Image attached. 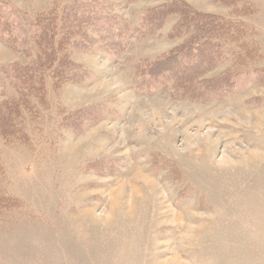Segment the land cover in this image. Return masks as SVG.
<instances>
[{
	"label": "rangeland",
	"instance_id": "obj_1",
	"mask_svg": "<svg viewBox=\"0 0 264 264\" xmlns=\"http://www.w3.org/2000/svg\"><path fill=\"white\" fill-rule=\"evenodd\" d=\"M170 1L0 0V264H264V0L237 18L258 58L204 100L149 75L186 39Z\"/></svg>",
	"mask_w": 264,
	"mask_h": 264
},
{
	"label": "trees",
	"instance_id": "obj_2",
	"mask_svg": "<svg viewBox=\"0 0 264 264\" xmlns=\"http://www.w3.org/2000/svg\"><path fill=\"white\" fill-rule=\"evenodd\" d=\"M224 6L230 7V15L225 17L215 13H206L196 10L185 0H171L170 4L163 5L161 14L164 18L172 14H176L179 20L173 31L172 36L185 35L186 39L179 46L174 47L170 52L160 56L153 61L149 75L161 79L166 78L172 82L173 89L188 98L207 97L209 92H219L227 85H230L234 78L247 71L250 65L256 61L258 51L252 48L255 34L253 27L247 28V25L237 18L251 15L254 11L253 6L248 2L241 0H214ZM161 18L149 17L147 22L153 25ZM53 21V19H52ZM192 23V24H191ZM191 24V26H190ZM70 36H82V34H73L68 32ZM45 41L44 36L42 37ZM56 36L51 34L49 42L54 40ZM48 40L46 39L45 42ZM85 47H93L91 39L83 40ZM235 48V50H233ZM229 54L232 65L222 74L215 77H204L207 72L217 68L222 61L227 60L224 56ZM49 61L51 67L46 70L53 69L52 65L58 57L60 61L66 63L65 69H68L69 54L61 53L54 50L51 54L43 53ZM55 57V60H53ZM64 66V65H61ZM72 66V65H71ZM54 77L65 81L77 79L74 74L64 72L62 75L59 69L54 70ZM35 75V77H34ZM29 74L27 87H31L33 80L37 77H43L40 68L36 73ZM52 76V75H51ZM53 77V76H52ZM23 78L26 76L23 72ZM79 81V80H78ZM212 83V84H211ZM5 108V102L0 105V116H3L2 110ZM16 111V110H15ZM5 124L0 125L3 128ZM4 130H2L3 132Z\"/></svg>",
	"mask_w": 264,
	"mask_h": 264
}]
</instances>
